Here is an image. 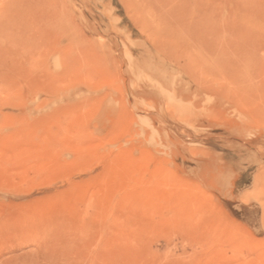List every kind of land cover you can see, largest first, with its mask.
Returning <instances> with one entry per match:
<instances>
[{"label": "rangeland", "instance_id": "1", "mask_svg": "<svg viewBox=\"0 0 264 264\" xmlns=\"http://www.w3.org/2000/svg\"><path fill=\"white\" fill-rule=\"evenodd\" d=\"M0 264H264V0H0Z\"/></svg>", "mask_w": 264, "mask_h": 264}, {"label": "bare ground", "instance_id": "2", "mask_svg": "<svg viewBox=\"0 0 264 264\" xmlns=\"http://www.w3.org/2000/svg\"><path fill=\"white\" fill-rule=\"evenodd\" d=\"M196 13L195 14H192V16H191V19H192V21L191 22H193L194 24H195V21L196 20H198V22L200 23V22H202V21H204L203 19H204V13L202 12L203 10H205V7H204V3H199L198 2V4H196ZM199 11V13H203V14H199L198 15V11ZM201 11V12H200ZM226 12H227V10H226ZM203 15V16H202ZM237 17V16H236ZM197 18V19H196ZM188 21V20H187ZM184 25H183V28H182V35H181V43H182V45H181V53H182V55H183V57L185 58H187V57H189L190 59H188V60H190V62L193 64L194 63V65H195V67H197L199 64H203V63H199L201 60H203V58L206 56V55H209V54H205V51H203V50H205L204 49V47L202 46V42L204 41L202 38H199L200 37V35H199V32L196 30V28H188L187 26H186V24H185V22L183 23ZM210 24V23H209ZM202 25V24H201ZM205 25V24H204ZM189 26H191V25H189ZM203 26V25H202ZM201 26V27H202ZM211 26V25H210ZM199 27V26H198ZM200 27V28H201ZM204 31V30H203ZM192 34H194V35H196V36H194V35H192ZM208 37V36H207ZM211 37H212V35H211ZM201 39L203 40L202 42H201ZM204 39H205V37H204ZM209 40V39H208ZM217 40H218V38H217ZM205 42H203V44H204ZM205 46V45H204ZM210 46V45H209ZM216 54V53H215ZM208 58V57H207ZM210 59V58H209ZM241 59H243V58H241ZM245 59V58H244ZM181 60V59H180ZM204 62V61H203ZM211 62V61H210ZM185 63V62H184ZM209 63V62H208ZM211 64V63H210ZM186 65H188V62H186ZM185 65V66H186ZM202 66V65H201ZM191 68H194L193 67V65H192V67ZM205 69H206V67H204ZM213 68V67H212ZM211 69V68H210ZM214 69V68H213ZM207 70V69H206ZM208 72H209V70H207ZM205 74V73H204ZM195 78V76L193 77V79ZM199 79V78H198ZM195 80V79H194ZM196 81V80H195ZM198 81V80H197ZM205 82V81H204ZM181 98V97H180ZM192 106V105H191ZM182 107H183V105H182ZM190 110V109H189ZM206 110V109H205ZM183 111V110H182ZM192 111H193V109H192ZM191 111V112H192ZM185 112V111H184ZM194 112H195V110H194ZM186 113V112H185ZM197 113V112H196ZM181 114V113H180ZM197 116V115H196ZM188 116H186V118H187ZM198 118V117H197ZM182 120V119H181ZM184 121H185V119H184ZM188 121V120H187Z\"/></svg>", "mask_w": 264, "mask_h": 264}]
</instances>
